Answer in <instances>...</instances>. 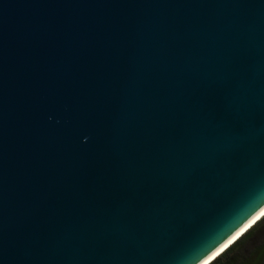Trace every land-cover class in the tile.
Returning a JSON list of instances; mask_svg holds the SVG:
<instances>
[{"label":"water","instance_id":"water-1","mask_svg":"<svg viewBox=\"0 0 264 264\" xmlns=\"http://www.w3.org/2000/svg\"><path fill=\"white\" fill-rule=\"evenodd\" d=\"M263 208L264 0H0V264H206Z\"/></svg>","mask_w":264,"mask_h":264},{"label":"trees","instance_id":"trees-1","mask_svg":"<svg viewBox=\"0 0 264 264\" xmlns=\"http://www.w3.org/2000/svg\"><path fill=\"white\" fill-rule=\"evenodd\" d=\"M263 228L264 215L207 264H264V233L258 244L249 252L245 253L241 249L244 238Z\"/></svg>","mask_w":264,"mask_h":264},{"label":"bare ground","instance_id":"bare-ground-1","mask_svg":"<svg viewBox=\"0 0 264 264\" xmlns=\"http://www.w3.org/2000/svg\"><path fill=\"white\" fill-rule=\"evenodd\" d=\"M264 215V208L257 214L255 215L247 224H245L240 230H238L228 242H226V245L222 246V250L220 248V252L216 253L215 256H217L219 253H221L227 246H229L231 243H233L242 233H244L248 228H250L258 219H260ZM214 256V257H215ZM213 257V258H214ZM212 258V259H213ZM210 259L209 262L212 260ZM206 262V261H205ZM207 262V263H209ZM206 263V264H207ZM203 264V263H202Z\"/></svg>","mask_w":264,"mask_h":264},{"label":"rangeland","instance_id":"rangeland-1","mask_svg":"<svg viewBox=\"0 0 264 264\" xmlns=\"http://www.w3.org/2000/svg\"><path fill=\"white\" fill-rule=\"evenodd\" d=\"M264 229V228H263ZM263 229L260 231L254 232L242 245L241 249L243 252H249L258 242L261 240V237L264 233Z\"/></svg>","mask_w":264,"mask_h":264},{"label":"flooded vegetation","instance_id":"flooded-vegetation-1","mask_svg":"<svg viewBox=\"0 0 264 264\" xmlns=\"http://www.w3.org/2000/svg\"><path fill=\"white\" fill-rule=\"evenodd\" d=\"M249 237H246L243 239L242 243H244Z\"/></svg>","mask_w":264,"mask_h":264}]
</instances>
